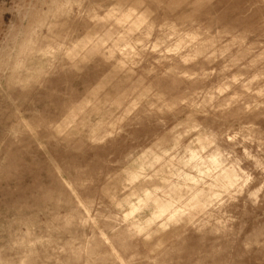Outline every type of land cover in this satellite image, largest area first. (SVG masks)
I'll return each mask as SVG.
<instances>
[{
	"label": "rangeland",
	"instance_id": "rangeland-1",
	"mask_svg": "<svg viewBox=\"0 0 264 264\" xmlns=\"http://www.w3.org/2000/svg\"><path fill=\"white\" fill-rule=\"evenodd\" d=\"M0 264H264V0H0Z\"/></svg>",
	"mask_w": 264,
	"mask_h": 264
}]
</instances>
